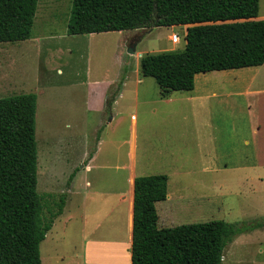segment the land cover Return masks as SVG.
Here are the masks:
<instances>
[{
    "label": "rangeland",
    "instance_id": "374dc122",
    "mask_svg": "<svg viewBox=\"0 0 264 264\" xmlns=\"http://www.w3.org/2000/svg\"><path fill=\"white\" fill-rule=\"evenodd\" d=\"M72 5L73 0H39L30 38L0 42V97L24 92H34L38 97L37 190L49 200L50 193L56 198L67 194L65 189L71 185L70 177L79 166L84 148L90 153L97 146L101 127L94 104L98 102L96 89L101 85L95 82L118 73L121 83L136 69V58L127 52L125 40L131 42L145 35L138 46L144 52L171 47L169 50H182L186 44L184 25L69 34ZM258 16L264 17V0H259ZM173 32L180 37L177 43L168 38ZM146 79L157 85L153 77ZM209 85L219 87L217 92L221 94L207 99V109L201 111L199 121L190 112V103L176 115V122L159 125L151 122L146 105L137 110L122 101L120 121L108 126L103 134L125 140L131 134V116L136 115L138 162L149 163L146 172L151 174L169 173L174 203L182 205L175 225L231 222L240 231L226 245L222 264H264V167L257 169L259 174L236 168L254 160L244 157L251 151L243 144L244 136H249L248 127L233 124L239 119L238 106H244L243 100L228 96L230 89L222 90L220 80ZM108 146L104 144L103 152ZM126 146L120 144L122 160L126 159ZM83 175L84 170L79 179ZM71 235L67 245L61 242L54 247L51 242H41V263L79 261L81 245Z\"/></svg>",
    "mask_w": 264,
    "mask_h": 264
},
{
    "label": "trees",
    "instance_id": "16d2710c",
    "mask_svg": "<svg viewBox=\"0 0 264 264\" xmlns=\"http://www.w3.org/2000/svg\"><path fill=\"white\" fill-rule=\"evenodd\" d=\"M39 0H0V42L30 38ZM259 0H73L69 34L185 25L182 50L147 52L140 72L162 97L189 91L198 73L264 63ZM37 94L0 97V264H42L40 244L66 204L40 195ZM74 173H72L73 176ZM71 178V177H70ZM166 174L134 180L132 264H222L238 233L225 220L159 226L156 202L167 197ZM45 199H44V198Z\"/></svg>",
    "mask_w": 264,
    "mask_h": 264
},
{
    "label": "crops",
    "instance_id": "0c3cea01",
    "mask_svg": "<svg viewBox=\"0 0 264 264\" xmlns=\"http://www.w3.org/2000/svg\"><path fill=\"white\" fill-rule=\"evenodd\" d=\"M144 37L145 35L138 36L136 52L130 54L136 58L135 71L126 74L121 83L118 73L95 82L101 85L94 92L98 101L94 107L99 111L98 124L101 127L97 146L90 153L84 148L80 156L82 158H79V166L70 178L71 185L65 189L67 198L63 211L54 220L42 241V244L51 242L50 246L54 247L61 242L67 245L70 237L68 235L72 234V237L79 239L82 249V256L75 264H132L134 180L136 176L151 173L146 172L150 164H140L137 159L136 115L131 116V134L125 140L103 134L108 126L120 121L124 101L137 110L140 105H146L152 114L151 122L157 121L159 125L176 122V115H181L188 103L191 104L190 112L198 120L201 111L207 109V99L221 94L217 92L219 87L209 84L220 80L223 84L222 90L230 89L228 96H239L243 100L244 106L241 103L238 106L239 119H235L233 124L239 123L248 127L249 136H244L243 144L251 147V151L249 155L244 154V157L252 156L254 159L249 163L243 162L236 168L259 174L257 169L264 167V63L242 67L238 71L225 69L198 73L192 90L173 91L169 96L162 97L158 84L154 85L146 79L149 77L142 76L140 72V58L147 52L139 51L138 46ZM124 43L127 48L131 42L125 40ZM169 49L173 47L161 50ZM225 82L229 87L224 86ZM104 144L109 146L103 152ZM120 144L127 145L125 160L120 158ZM80 169L84 170L85 175L79 179ZM91 173L93 177L90 176ZM167 177V197L156 202L158 224L176 226L177 211H182V205L174 203L175 192L170 188L169 173ZM177 204L179 210H176Z\"/></svg>",
    "mask_w": 264,
    "mask_h": 264
},
{
    "label": "water",
    "instance_id": "95a60500",
    "mask_svg": "<svg viewBox=\"0 0 264 264\" xmlns=\"http://www.w3.org/2000/svg\"><path fill=\"white\" fill-rule=\"evenodd\" d=\"M138 40V39H137ZM134 41L132 44H130V45H128V47H127V52L129 53V54H134L135 52H136V45H137V42L138 41Z\"/></svg>",
    "mask_w": 264,
    "mask_h": 264
},
{
    "label": "built area",
    "instance_id": "2783aa9c",
    "mask_svg": "<svg viewBox=\"0 0 264 264\" xmlns=\"http://www.w3.org/2000/svg\"><path fill=\"white\" fill-rule=\"evenodd\" d=\"M170 40L173 42V43H177L180 41V37L178 35V33H175L173 32L171 35H170Z\"/></svg>",
    "mask_w": 264,
    "mask_h": 264
},
{
    "label": "flooded vegetation",
    "instance_id": "af4514ba",
    "mask_svg": "<svg viewBox=\"0 0 264 264\" xmlns=\"http://www.w3.org/2000/svg\"><path fill=\"white\" fill-rule=\"evenodd\" d=\"M137 38H138V37L133 38V40L131 41L130 44H132ZM130 44H129V45H130Z\"/></svg>",
    "mask_w": 264,
    "mask_h": 264
}]
</instances>
